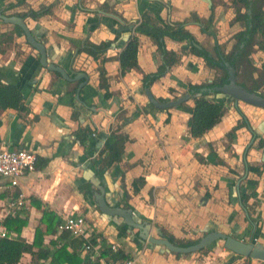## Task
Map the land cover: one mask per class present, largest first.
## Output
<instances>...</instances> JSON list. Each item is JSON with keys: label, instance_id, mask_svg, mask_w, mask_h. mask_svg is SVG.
<instances>
[{"label": "crops", "instance_id": "1", "mask_svg": "<svg viewBox=\"0 0 264 264\" xmlns=\"http://www.w3.org/2000/svg\"><path fill=\"white\" fill-rule=\"evenodd\" d=\"M12 1L2 0L0 7ZM104 1H110L105 7L108 14H97L100 18L96 20L95 10ZM43 6L49 8V13L35 21L26 19L27 28L41 40L49 63L61 68L69 78L82 73L87 81L77 102L75 89L82 78L64 83L58 74L41 69L35 52L21 36H12V41L1 47L0 84L17 88L27 113L0 110V150L33 152L36 164L34 172L21 178L13 189L22 194L24 202V208L13 217L5 215L9 193L0 189V231L6 233L1 224L5 218L26 219L19 234L9 232L8 237L18 236L30 244L38 227L43 233L41 245L48 251L47 258L35 263L23 254L18 264H78L84 259L89 264H99L109 261L101 253L104 246L110 251L111 244L115 245V252H121L134 264H200L141 245L131 234L117 238V227L78 191L88 184L84 178L87 170L98 178L108 175L115 188L105 193V200L135 210L140 218L150 222L151 233L155 226L175 241H195L208 232L218 231L247 241L252 231L255 243L264 246V168H259V175L246 173L248 166L264 163V111L243 104L238 105L237 111L230 107L201 138L188 139L186 121L191 100L182 107L155 112L144 97L141 77L154 73L158 66L152 42L144 36L137 37L138 70H130L123 77L118 75L115 58L125 43L123 24L139 21L142 14L166 25L188 22L192 16L204 20L215 26L216 44L228 54L235 43L232 36L243 30L241 22L234 21L235 10L244 12L242 6L234 0H24L13 11H37ZM67 7L73 9L72 13ZM95 23L97 28L88 33V26ZM10 30V26L0 24V34ZM185 30L204 49L213 46V39L201 34L193 22L187 23ZM114 37L103 63L102 57L94 61L77 53L86 39L97 45ZM163 43L165 50L174 54L187 47L168 38ZM100 67L105 72L107 98L103 97L104 90L98 88ZM215 75L217 72L207 69L200 58L186 51L148 90L155 98L171 100L184 94L187 84L210 83ZM239 113L252 132L241 127L226 136L241 121ZM116 128L117 133L125 136L122 153L117 163L105 168L100 151L106 137ZM85 132L90 134L84 139ZM137 179L142 183L133 192L132 183ZM245 180L256 183L254 198L247 201L252 229L237 205V196L246 192ZM138 209L148 211L142 214ZM46 210L58 223L64 216H83L96 239L90 245L97 249L87 252L82 239L66 236L63 240L56 229L45 234V226L38 222ZM75 239L82 242L75 249L76 256L64 255L61 262L52 257L61 246ZM68 244L64 251L71 255L75 252ZM215 256L222 264H264L224 251Z\"/></svg>", "mask_w": 264, "mask_h": 264}, {"label": "trees", "instance_id": "2", "mask_svg": "<svg viewBox=\"0 0 264 264\" xmlns=\"http://www.w3.org/2000/svg\"><path fill=\"white\" fill-rule=\"evenodd\" d=\"M237 1L242 8L244 9L243 13H239V9L235 10L234 21H240L244 28L243 31L236 33L232 36L234 40V46L230 53L224 54L222 48L216 44L215 41V32L211 29L210 24L204 20L197 19L195 16H192L188 22L183 23H173L172 25L161 26L155 19H150L146 14H142L138 25L135 27V34L143 35L149 38L156 47V53L161 57V63L157 67L156 71L152 74L143 75L141 79V88L148 89L150 85L156 82L159 78L164 76L168 69L178 63L180 54H184L186 51L200 58L204 66L217 72V76L213 78L210 83H200L196 85H186V93L190 95V100L192 101V106L189 110V117L186 121V135L188 139H198L201 138L206 132L211 130L215 125H217L221 118L226 112V107L231 102L228 99H215L214 96L221 95L218 92L212 90L214 87H220L226 83V73L225 69L222 66V63H227L234 70V79L236 84L241 86L247 92H258L260 88L264 85V62L261 63L258 70L259 81L250 77L249 84L246 83V78L240 73V65H245V67L250 68L249 61L247 56L251 52V48L256 46L258 50L264 53V11L261 8V5L264 3V0H234ZM23 0H16V5L22 4ZM103 11L105 7L100 8ZM49 13V8H40L38 11L28 10L20 18H29L33 21ZM194 23L198 26V30L201 34H204L213 39V46L210 50H206L201 47L194 37L185 30L187 23ZM97 23L91 24L87 28V32L91 33L97 28ZM168 38L169 40L175 43H184L187 47L181 49L180 54H174L168 52L164 48L163 39ZM12 41V34L3 33L0 34V52H2L1 47L4 44L10 43ZM111 42H101L97 45H94L90 42L83 41L82 47L77 50V53H84L93 60H97L105 50L110 46ZM240 45L242 46L240 48ZM136 50H137V38L133 35L128 39L126 45L121 49L120 53L117 55V62L119 66V75L123 76L128 73L130 70L137 69L136 65ZM105 60V59H104ZM257 71V69H255ZM254 71L250 69L248 75L251 76V73ZM98 88L104 90L103 97L107 98L109 94L107 93V86L105 80V73L103 69H98ZM204 90V91H202ZM199 94L198 97L195 95ZM258 95L262 96L258 92ZM158 102H164L162 99H157ZM184 104L180 105L182 107ZM12 109L16 112H21L26 114L27 109L23 105L21 95L19 94L17 88L11 85L0 84V110ZM75 112H72V117H74ZM167 121V120H166ZM245 126V122L242 119L240 123H237L226 136L231 135L239 129L240 127ZM116 130L111 131L106 137L100 154L104 155L103 165L105 168L110 167L112 164L117 163L120 159L122 153V145L125 142V136L122 133H117ZM90 132L83 133V138L85 139ZM264 167V163L258 167L248 166L247 171L249 173L259 175L261 169ZM142 180L137 179L132 183V190L136 192L138 187L141 185ZM256 183L252 180H248L245 183L246 192L241 197V202L244 207L247 208V201L254 198V188ZM78 191L82 196L86 197L90 195L89 185L86 184L78 188ZM39 224L45 226V234L52 233L58 225V220L56 217L49 211H44L41 218L39 219ZM2 226L6 230V236L0 238V264H18L20 258L23 254H28L31 257V263H35L39 260H44L47 258L48 251L44 249L41 245V239L43 233L40 232L38 227L34 229L33 240L30 244L26 243L21 238L14 237L8 238L9 232H14L19 234V231L26 224V219L20 217L14 218H5L2 221ZM160 233L164 239L170 242L173 245L180 247H187L196 243L195 241H183L177 242L173 237L167 235L164 231L160 230ZM62 235V239H66L68 236L65 233ZM125 236V227H117V238H122ZM75 242V243H74ZM94 242V239L91 240V243ZM73 243V244H72ZM80 240H72V242L65 243L71 246L72 250L77 249L81 246ZM60 247L52 257L61 262V257L64 255L68 257L76 256V252L71 255H67L64 249L66 245ZM109 247L104 246V250L101 253V256L107 257V260L115 262L128 259L126 256L121 254V252L112 253L108 249ZM200 252V251H199ZM176 258L181 257L180 255L174 254ZM189 255H183L182 257L186 258ZM69 260V259H68ZM70 261V260H69ZM73 261V260H71ZM81 264H89L86 259L80 261ZM78 263V264H80ZM52 264V263H51ZM67 264H75L72 262H67ZM96 264V263H93Z\"/></svg>", "mask_w": 264, "mask_h": 264}, {"label": "water", "instance_id": "3", "mask_svg": "<svg viewBox=\"0 0 264 264\" xmlns=\"http://www.w3.org/2000/svg\"><path fill=\"white\" fill-rule=\"evenodd\" d=\"M0 19L3 21V23L16 26L18 29H20L26 44L36 52L37 64L41 69H44L50 73L58 74L64 83H72L78 81L81 78L83 79V82L80 83L75 89L74 94L75 100L79 102V91L85 85L87 77L84 74L79 73L73 78H69L61 68L49 63L44 46L41 42H38L37 39L34 38L32 32L26 27L22 19L17 17L3 16H0ZM222 66L226 71V83L220 87H214L212 90L220 93L226 99L232 100L234 106H236L237 102H241L245 105L264 110V97L258 95L257 93L247 92L244 90L241 86L235 83L233 68L225 62L222 63ZM143 94L147 104L158 112H164L177 108L190 99V95L188 93H184L175 97L174 99L158 102L157 98L153 97L148 89H144ZM195 96L198 97L199 94H196ZM88 109L91 112L93 110L92 108ZM250 131L252 132L251 127ZM102 172L104 175V171ZM84 178L89 184L90 191L93 193L91 200L93 201L98 212L104 217L119 219L118 223H113L115 227L124 226L125 234H131L132 236H135L137 239L136 241L141 245L154 247L155 250L162 251V253L183 256L199 252L208 248L209 245L214 244L216 247L220 245L224 251L234 256L264 263V246L259 243L242 241L230 235H224L218 231L208 232L202 235L197 239L195 244L187 247L173 245L162 237L160 233L161 229H157L158 227L156 228L154 226V231L151 233L150 230L152 226L150 222L144 221L142 218H140L139 214L135 210L129 209L127 207L122 208L121 206H114L113 203L109 204L105 200V193L107 191H113L115 188V185L111 182L108 175L98 178L93 174V172L87 170L84 172Z\"/></svg>", "mask_w": 264, "mask_h": 264}, {"label": "built area", "instance_id": "4", "mask_svg": "<svg viewBox=\"0 0 264 264\" xmlns=\"http://www.w3.org/2000/svg\"><path fill=\"white\" fill-rule=\"evenodd\" d=\"M36 156L33 152L25 150L5 151L0 150V189L7 191L8 198L5 204V215L13 217L17 211L24 208L23 197L21 193L13 191L18 187L19 180L26 175L34 172ZM58 234L65 233L71 238H80L83 240V249L87 252L97 249L90 245L93 239L92 227L81 215H68L62 217L56 227ZM6 233L0 231V238H4ZM9 237H11L9 235ZM8 237V238H9ZM96 240V239H94ZM117 249L114 244L110 245V251ZM99 264H134L132 259H126L115 262H99Z\"/></svg>", "mask_w": 264, "mask_h": 264}, {"label": "flooded vegetation", "instance_id": "5", "mask_svg": "<svg viewBox=\"0 0 264 264\" xmlns=\"http://www.w3.org/2000/svg\"><path fill=\"white\" fill-rule=\"evenodd\" d=\"M1 2H2V0H0V4H1ZM23 2H24V0H23ZM22 2V3H23ZM110 3V1H104L101 5H99L98 6V9L97 10H95V12H96V15H95V17H96V20H98L100 17V15H97V14H100V13H104V14H108V12L107 11H103L102 9H100V8H103V7H108L109 6V3ZM16 0H13L12 2H8V3H6L5 5H3V6H1L0 7V16H3V17H17V18H20V16H22L24 13H26L28 10H31V9H29V8H24V10H22L21 12H14L13 10H14V8H17L16 6ZM21 5V4H20ZM264 5V3L261 5V8H262V6ZM19 6V5H18ZM44 8H47V6H43ZM39 10V9H38ZM37 10V11H38ZM33 11V10H32ZM20 19H22V18H20ZM26 19H29V18H23L22 20H23V22L25 23V20ZM153 19H155V18H153ZM31 20V19H30ZM156 20V19H155ZM157 21V20H156ZM138 22L139 21H137V22H131V23H125V24H123V27L126 29V31H125V34H126V38H125V43H124V45H122V47L120 48V50H119V52L116 54V62H117V55L120 53V51H121V49H123L124 48V46L126 45V42L128 41V39L130 38V37H132L133 35L137 38L138 36H140V35H137V34H135V32H134V30H135V27L138 25ZM158 22V24L159 25H161V26H164V25H166V24H163V23H161V21H157ZM0 24H2V25H8V26H10L11 27V30L10 31H7V32H5V33H9V32H11V34H12V36H14V35H16V33H18L17 35L20 37H23V35H22V33H21V31H20V29H18L16 26H13V25H10V24H5V23H3V21L0 19ZM26 25V24H25ZM241 25H242V23H241ZM27 27V26H26ZM242 28H243V26H242ZM243 30H244V28H243ZM242 30V31H243ZM239 32H241V31H239ZM1 34H3V33H1ZM32 35H33V33H32ZM235 35V34H234ZM34 36V35H33ZM141 36H143V35H141ZM145 37V36H144ZM34 38H36L35 36H34ZM147 38V37H146ZM23 39H24V37H23ZM37 39V41L38 42H41V40L39 39V38H36ZM149 39V38H148ZM116 40V37H114V39L112 40V41H109V42H111V44H110V46L105 50V52H104V54L106 53V51L108 50V49H110L111 48V45L113 44V42ZM150 40V39H149ZM24 42H25V44H26V41H25V39H24ZM107 42V41H106ZM150 42H152L151 40H150ZM42 43V42H41ZM83 44V43H82ZM153 44V43H152ZM27 45V44H26ZM95 45V44H94ZM154 45V44H153ZM28 46V45H27ZM29 47V46H28ZM81 47H82V45H81ZM242 46L240 45V48H241ZM137 48H138V38H137ZM154 48H155V55H157L156 57H158L157 58V60H158V66L160 65V61H161V57L156 53V47H155V45H154ZM29 49H31L33 52H35L32 48H30L29 47ZM253 50H256V51H260V50H258L257 48H256V46H253L252 48H251V52L249 53V55L247 56V58H248V61H249V63H250V55L252 54V52H253ZM261 52V51H260ZM136 53H137V50H136ZM35 54H36V52H35ZM104 54H102L100 57H102L100 60L102 61V63L105 61V60H107V59H105V57H104ZM264 54V53H263ZM99 57V58H100ZM98 58V59H99ZM92 59V58H91ZM97 59V60H98ZM105 59V60H104ZM36 60H37V58H36ZM93 60V59H92ZM94 61H96V60H94ZM264 62V61H263ZM118 63V62H117ZM251 64V63H250ZM38 65V64H37ZM137 65V64H136ZM261 65V64H260ZM157 66V67H158ZM101 69H103L102 67H100ZM100 68H98V69H100ZM98 69H97V77H98ZM157 69V68H156ZM133 70H135V69H133ZM136 70H138V67H137V69ZM104 71V70H103ZM105 73V72H104ZM225 73H226V71H225ZM150 74H152V73H150ZM118 75H119V66H118ZM148 75V74H147ZM124 76V75H123ZM123 76H120L119 75V77H123ZM143 76V75H142ZM233 76H234V71H233ZM141 79H142V77H141ZM105 80H106V77H105ZM234 81H235V79H234ZM99 82V81H98ZM236 83V82H235ZM106 86H107V83H106ZM264 86V85H263ZM262 86V87H263ZM261 87V88H262ZM260 88V89H261ZM144 90V89H143ZM259 93H261L262 94V97H264V94L261 92V90H259L258 91ZM258 92H257V94H258ZM185 93H186V91H185ZM254 93H256V92H254ZM158 99V98H157ZM174 99V98H173ZM226 99V98H225ZM190 100V99H189ZM229 100V99H228ZM165 101H167V100H165ZM229 101H231L229 104H228V106L226 107V110L228 109V108H230V107H232V108H234L236 111H237V109H238V105L239 104H243V103H241V102H237L236 103V106H234V103H233V101L232 100H229ZM243 105H245V104H243ZM248 106V105H247ZM251 107V106H250ZM151 109H153V108H151ZM258 109V108H257ZM261 110V109H260ZM155 111V110H154ZM262 111H264V110H262ZM156 112V111H155ZM158 112V111H157ZM242 113H239V116H240V119L242 120H244V122H245V118L241 115ZM241 122V121H240ZM240 122H238V123H240ZM244 128H246L247 130H250V127L245 123V126H243ZM241 128V127H240ZM255 139V138H254ZM251 143H252V141H251ZM264 167H262L261 169H263ZM246 173H249L247 170H246ZM245 173V174H246ZM245 176V175H244ZM244 176H242L241 177V179L242 180H244L245 179V177ZM245 181H248V180H245ZM246 183V182H245ZM89 190H90V188H89ZM245 193V192H244ZM244 193H242V194H244ZM92 192L90 191V195H88V196H86V197H88L89 199H90V202H91V204H92V206H94V208H95V210L98 212V210L96 209V207H95V205H94V203H93V201L91 200L92 199ZM241 197H242V195H240L239 194V196L237 197V205H238V207L241 209V211L243 212V214H244V217H245V219H246V221H247V223H248V225L250 226V228L252 229L253 228V225H252V223H251V221H250V219H249V213H248V210H247V208H248V206H247V208L246 207H244L243 205H242V202H241ZM246 205H247V203H246ZM114 206H118L117 204H114ZM125 206V205H124ZM124 206L122 207V208H124ZM148 210H146L145 212L144 211H139L140 213H146ZM99 213V212H98ZM102 217H104L101 213H99ZM107 221H110V223L111 224H113L114 222H116V223H118V220L119 219H115V218H108V217H104ZM114 225V224H113ZM134 238H133V240H137L136 238H135V236H133ZM232 237H234V236H232ZM234 238H236V237H234ZM242 241H246V240H242ZM247 242H251V243H255V241L252 239V231L249 233V237H248V239H247Z\"/></svg>", "mask_w": 264, "mask_h": 264}, {"label": "rangeland", "instance_id": "6", "mask_svg": "<svg viewBox=\"0 0 264 264\" xmlns=\"http://www.w3.org/2000/svg\"><path fill=\"white\" fill-rule=\"evenodd\" d=\"M262 7L264 8V5ZM68 9L72 13L73 9L70 8V7H67V10ZM214 27L212 26L211 29H213ZM219 28H220V26H219ZM17 34L18 33H16V35ZM263 61H264V54L262 52H260V51L253 50L252 54L250 55V63H251V64L249 63L250 68L245 67L244 64H242V66L240 65L239 68H241V71L243 70V72H241L240 74L243 75L244 78L247 79L246 80L247 84H249V82H250V77L255 79L256 80L255 82L259 81L258 70H259L260 64ZM253 68H254V71L251 73V76H249L248 73H249L250 69H253ZM255 69H257V71ZM260 90L264 94V86ZM214 98L215 99H225V97L222 96V95H216V96H214ZM138 211H140V210L138 209ZM197 238H199V237H197ZM178 240H180V241H177V242H181L182 240L186 241L185 238L178 239ZM223 251L224 250L222 249V247L220 245H218V247H216V245L211 244V245L208 246V248L203 249L200 252H196V253L190 254L186 259L187 260L196 261L197 263H200V264H222L220 258H217V256H215V253H218V252L222 253ZM224 252H226V251H224Z\"/></svg>", "mask_w": 264, "mask_h": 264}, {"label": "bare ground", "instance_id": "7", "mask_svg": "<svg viewBox=\"0 0 264 264\" xmlns=\"http://www.w3.org/2000/svg\"><path fill=\"white\" fill-rule=\"evenodd\" d=\"M142 214H144V212Z\"/></svg>", "mask_w": 264, "mask_h": 264}]
</instances>
